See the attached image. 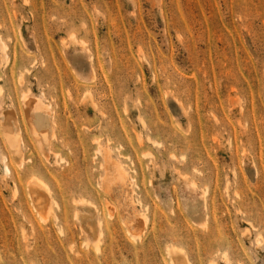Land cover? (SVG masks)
<instances>
[{"label":"rangeland","instance_id":"rangeland-1","mask_svg":"<svg viewBox=\"0 0 264 264\" xmlns=\"http://www.w3.org/2000/svg\"><path fill=\"white\" fill-rule=\"evenodd\" d=\"M0 40V264H264V0H0Z\"/></svg>","mask_w":264,"mask_h":264},{"label":"bare ground","instance_id":"bare-ground-1","mask_svg":"<svg viewBox=\"0 0 264 264\" xmlns=\"http://www.w3.org/2000/svg\"><path fill=\"white\" fill-rule=\"evenodd\" d=\"M1 41V40H0ZM3 45V44H2ZM1 48H2V46H1ZM5 49V48H4ZM28 99H30V98H28ZM26 100V102H28L29 100ZM9 110V109H8ZM7 110V111H8ZM3 111V110H2ZM8 112H11L10 110L8 111ZM8 112H6V109H5V111L4 112H1V122H0V124H1V128H2V130H3V134L5 135V138L7 139V141H8V144L11 146V148H12V150L15 152V153H19V152H21V147H20V142H19V134H17L16 132H15V130L13 131V129H14V127H13V129H12V124L14 123V122H16L15 120H14V118L15 117H13L12 115H10ZM7 113V114H6ZM9 114V115H8ZM11 114H12V112H11ZM13 117V118H12ZM16 128V127H15ZM2 134V135H3ZM3 135V136H4ZM21 140V139H20ZM9 147V146H8ZM104 149V148H103ZM104 154H107V153H109V152H106V151H104L103 152ZM20 154V153H19ZM22 155V154H21ZM103 156H105V155H103ZM19 158H20V156H19ZM6 165V164H5ZM4 165V166H5ZM4 171H6V172H8V167H7V165L4 167V169H3ZM124 178H125V172H124V170H122L121 168H119V166H117L116 167V169H114V170H110V169H106L105 168V172H104V177H103V185L107 188L108 186H109V184L112 182V181H114V180H120V181H123L124 180ZM16 190V189H15ZM113 210V209H112ZM140 218H141V215L139 216ZM143 219H145L144 217H142ZM143 221V220H142ZM134 222L136 223V226L138 227V225L140 226V224H141V220L137 217V216H135V219H134ZM140 223V224H139ZM143 225V224H142ZM172 248H174L173 246H172ZM180 250H182V249H180Z\"/></svg>","mask_w":264,"mask_h":264}]
</instances>
